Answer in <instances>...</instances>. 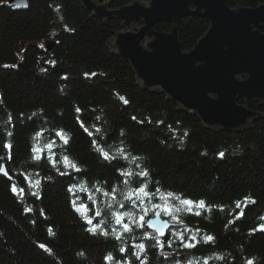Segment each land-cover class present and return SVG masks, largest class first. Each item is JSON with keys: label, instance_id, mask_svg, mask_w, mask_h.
<instances>
[{"label": "trees", "instance_id": "obj_1", "mask_svg": "<svg viewBox=\"0 0 264 264\" xmlns=\"http://www.w3.org/2000/svg\"><path fill=\"white\" fill-rule=\"evenodd\" d=\"M129 2L113 0L112 7ZM225 3L256 7L264 0ZM208 27L205 18H182V50H190ZM120 29V22L100 21L79 0H28L23 11L0 0V167L8 173L0 174V264H105L106 255L119 260L120 247L140 242L148 245L147 264H264V118L241 132L210 130L164 93L141 89L130 64L108 47ZM154 29L169 32L172 24ZM239 103L264 112L260 99ZM56 130L65 137H55ZM40 132L39 144L56 141L55 166L47 149L43 158L33 153ZM93 139L113 154L125 149L130 159L109 166L98 159ZM61 155L83 172L58 174V168L64 171ZM136 163L149 171L151 190L205 202L200 215L180 212L183 226L192 234L199 230L195 248H182L178 239L168 247V237L161 252L138 232L121 243L86 230L69 186H118L114 169L138 171ZM13 184L25 189L23 196L13 194ZM124 258L139 264L130 252Z\"/></svg>", "mask_w": 264, "mask_h": 264}, {"label": "water", "instance_id": "obj_2", "mask_svg": "<svg viewBox=\"0 0 264 264\" xmlns=\"http://www.w3.org/2000/svg\"><path fill=\"white\" fill-rule=\"evenodd\" d=\"M6 1L14 11L28 7V0ZM112 1L79 0L100 21L120 22L108 47L130 64L141 89L164 93L210 130L241 132L264 118L239 103L257 98L264 105V3L231 8L225 0H130L113 8ZM186 17L205 18L209 27L183 51L178 23ZM164 22L171 31L154 29Z\"/></svg>", "mask_w": 264, "mask_h": 264}, {"label": "snow or ice", "instance_id": "obj_3", "mask_svg": "<svg viewBox=\"0 0 264 264\" xmlns=\"http://www.w3.org/2000/svg\"><path fill=\"white\" fill-rule=\"evenodd\" d=\"M9 122H11V117H9ZM85 131L88 132V135H92L91 131L87 129ZM96 131H99V129ZM11 135L12 133L9 132L8 136ZM54 135L57 138L65 137L63 130H56ZM42 136L43 132H40L33 138L34 141H37L32 145L33 153L40 151L41 158H43V153L47 149L49 154L53 155L52 163L55 166L57 160L52 150L56 141L52 140L47 145H41L38 141ZM63 142L66 144L67 139L65 138ZM91 143L98 149V159L104 160L109 166L119 159H130L123 148L117 149L116 153L113 154L110 146L106 150L105 145L98 143L97 139H93ZM4 147L10 152L12 145L5 143ZM220 155L223 156V153ZM10 158L11 156H9ZM59 162L64 165V171L57 169L60 175L71 176L72 173L80 174L83 172L78 162L68 155H61ZM120 167L123 166L114 169L120 182L118 186L108 188L83 184L69 186L68 191L73 197L70 202L77 214L81 215L85 224L88 225L86 230L94 236L112 238L121 243H124L126 238L135 239V234L138 232L141 241H153L155 246H159L161 252H163L165 238L168 237H171V239H168V247L172 246L173 240L178 239L182 248H195L200 243L199 230H195L196 234H192L193 229L183 226L180 212L183 209L189 215H200V211L197 209L205 208V202L178 197L174 193L165 192L161 194L160 188L151 190L147 182L149 171L140 163L135 164L138 171H120ZM0 174L8 175L2 167H0ZM25 182L29 186L33 183L30 178H26ZM35 183L39 186L40 181L37 180ZM10 190L13 194L21 196L25 192L24 188H18L15 184L10 187ZM77 193H80V195H77ZM31 194L37 195L35 191ZM85 197L87 202H84ZM101 197L104 198L103 201ZM102 202L104 203L103 210L99 207ZM205 239L212 240L213 237H205ZM118 250L121 259L116 260L114 256L109 254L105 256V264H132L131 259L124 258L125 253L129 252L139 264H147L145 253L148 250V245L144 242L133 244L130 247L122 246ZM204 264H207V260L204 261ZM249 264H252V262L249 261Z\"/></svg>", "mask_w": 264, "mask_h": 264}]
</instances>
